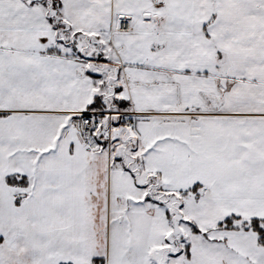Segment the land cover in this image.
<instances>
[{
	"label": "snow or ice",
	"instance_id": "6c2138e0",
	"mask_svg": "<svg viewBox=\"0 0 264 264\" xmlns=\"http://www.w3.org/2000/svg\"><path fill=\"white\" fill-rule=\"evenodd\" d=\"M0 264H264V0H0Z\"/></svg>",
	"mask_w": 264,
	"mask_h": 264
}]
</instances>
